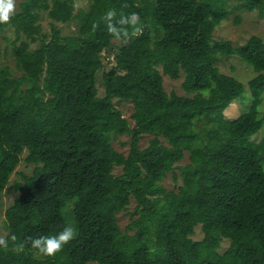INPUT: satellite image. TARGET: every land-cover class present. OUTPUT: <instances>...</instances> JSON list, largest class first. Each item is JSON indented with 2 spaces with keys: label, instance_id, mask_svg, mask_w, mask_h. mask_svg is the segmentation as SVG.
<instances>
[{
  "label": "trees",
  "instance_id": "16d2710c",
  "mask_svg": "<svg viewBox=\"0 0 264 264\" xmlns=\"http://www.w3.org/2000/svg\"><path fill=\"white\" fill-rule=\"evenodd\" d=\"M229 1H19L0 25L12 56L0 65V210L3 192L17 191L0 220L9 239L0 264H264V133L251 140L264 130V40L251 34L233 46L213 37ZM235 1L264 17V0ZM110 8L139 13L143 35L113 48L102 22ZM232 54L256 71L246 85L217 65ZM181 72L187 94L167 92L162 73ZM240 96L248 107L226 118ZM120 101L131 103L133 125ZM122 134L126 153L112 142ZM21 160L32 170L8 186ZM132 199L122 229L117 216ZM69 224L79 235L55 257L25 244Z\"/></svg>",
  "mask_w": 264,
  "mask_h": 264
},
{
  "label": "rangeland",
  "instance_id": "374dc122",
  "mask_svg": "<svg viewBox=\"0 0 264 264\" xmlns=\"http://www.w3.org/2000/svg\"><path fill=\"white\" fill-rule=\"evenodd\" d=\"M20 0H17V9L19 8ZM89 0H76V6H86L88 4ZM228 1V0H227ZM235 0H230L228 8L230 9V15L223 19L219 25L216 26V28L213 31V37L215 39H230L233 46H239L243 44L246 39L251 34L259 35L264 40V17H261L258 13V11L252 10L247 11L243 8H237L233 4L235 3ZM45 16V15H44ZM49 22L50 19L44 18L42 19V25L43 28L48 29L49 28ZM58 26L62 27L64 32H70V29H72L71 26L69 28L65 27L63 24L58 23ZM8 34L10 32L8 31ZM0 65H4L6 63H10L12 61V56L7 54V52L4 49V45L7 44L4 38H0ZM113 48L118 45L119 41L113 39ZM108 65H111L114 63V58L112 53H109L107 58ZM239 58L236 54H232L230 56H222V59L219 60L218 66L222 72L232 74L234 77L239 79L240 81L244 82L245 85L247 84L248 79H250L252 76L256 74V71L253 70V68L248 64ZM107 66V65H106ZM233 69H232V68ZM161 69V68H160ZM163 81H164V87L167 92L175 91L180 94H187L182 88L181 80L183 77V72L180 73L179 78H171L168 74L162 73ZM96 85L98 88V93H103V81H102V74H97L96 77ZM189 94V93H188ZM263 98L262 102L260 104V115L264 117V92H262ZM116 106L122 111L124 117L133 125V120L131 119V111H132V105L130 102L126 101H120L115 103ZM249 102L244 100L242 96L236 98L233 100L224 110L223 114L228 119H233L238 116L240 112L245 110L248 107ZM264 130H260L256 132L252 137L251 140L254 142L259 141L261 136L263 135ZM150 137L149 134H144L140 141L139 146L142 147L147 144L148 138ZM113 145L120 150L123 153H126L129 147V136L122 134L116 137L113 141ZM187 162V155L179 160V164H183ZM32 170V164L25 163V161L21 160L18 165L16 166L14 172L12 173L10 177V182L8 186H11L14 180H22L23 176L22 174H29ZM115 172H119V169L117 167L114 168ZM163 184L167 187H170L172 184L171 174L170 172L168 175L163 179ZM17 194V191L14 189H7L3 192L2 198H3V205L0 210V220L3 218V210L6 206H8L14 196ZM134 201L132 199V202L123 210H121L118 213L117 219L120 224V227L123 229L124 226L130 221V212L133 209ZM66 212V209L64 210ZM67 222L68 217L67 214H65ZM7 230L3 227L2 223H0V236L6 235ZM195 239H200L202 237V231L200 229L199 224L197 225L195 229V233L192 235ZM229 244L228 238H223L220 241V246L218 250H225ZM219 250V251H220ZM90 264H96L90 263Z\"/></svg>",
  "mask_w": 264,
  "mask_h": 264
},
{
  "label": "clouds",
  "instance_id": "9594fccd",
  "mask_svg": "<svg viewBox=\"0 0 264 264\" xmlns=\"http://www.w3.org/2000/svg\"><path fill=\"white\" fill-rule=\"evenodd\" d=\"M17 12V0H0V25H8ZM102 22L109 36L117 41L124 43L129 42L133 38L143 35L145 25L141 16L137 12L125 13L110 8L102 17ZM100 22L93 23L92 30L99 28ZM79 233L74 225H67L61 231L53 235H40L36 237H27L25 244L36 250L39 255L45 257H55L63 251L64 247L78 237ZM11 240L15 241L16 236H11ZM9 248V239L0 236V249L7 250ZM24 244L16 247V251H23Z\"/></svg>",
  "mask_w": 264,
  "mask_h": 264
},
{
  "label": "bare ground",
  "instance_id": "6f19581e",
  "mask_svg": "<svg viewBox=\"0 0 264 264\" xmlns=\"http://www.w3.org/2000/svg\"><path fill=\"white\" fill-rule=\"evenodd\" d=\"M7 229V228H6Z\"/></svg>",
  "mask_w": 264,
  "mask_h": 264
}]
</instances>
